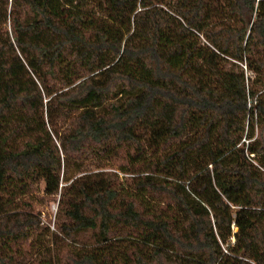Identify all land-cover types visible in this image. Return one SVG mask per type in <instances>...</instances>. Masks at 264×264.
Segmentation results:
<instances>
[{
	"label": "trees",
	"instance_id": "obj_1",
	"mask_svg": "<svg viewBox=\"0 0 264 264\" xmlns=\"http://www.w3.org/2000/svg\"><path fill=\"white\" fill-rule=\"evenodd\" d=\"M0 264H264V0H0Z\"/></svg>",
	"mask_w": 264,
	"mask_h": 264
},
{
	"label": "rangeland",
	"instance_id": "obj_2",
	"mask_svg": "<svg viewBox=\"0 0 264 264\" xmlns=\"http://www.w3.org/2000/svg\"><path fill=\"white\" fill-rule=\"evenodd\" d=\"M98 163L99 161L96 160V158H87L86 160H84V164L89 169L94 168V170H96L97 168H99V170H106V171L111 170V168L104 165L105 161L99 163L100 167L96 166ZM116 171L120 175V177L123 178L122 182H125V183H129L130 178H133L135 176V174L133 173L128 174V173H124L118 170ZM44 196H45V193H44V183L43 182H41L38 186H36L35 189L33 190V193L32 194L30 193L29 195V197H32V200L33 199L35 200L34 203L36 206V210H38L41 213L44 223L50 224L51 230L55 232L57 228L55 225L56 220H57L56 214L59 210L58 198H57V201L49 200L48 198L43 200ZM51 234L46 236L45 240H43L44 244L49 243V241L52 238ZM81 239L85 242H93L91 233L83 235ZM29 249H30V243L25 244L24 250L28 251Z\"/></svg>",
	"mask_w": 264,
	"mask_h": 264
},
{
	"label": "built area",
	"instance_id": "obj_3",
	"mask_svg": "<svg viewBox=\"0 0 264 264\" xmlns=\"http://www.w3.org/2000/svg\"><path fill=\"white\" fill-rule=\"evenodd\" d=\"M205 42H207L206 40H204Z\"/></svg>",
	"mask_w": 264,
	"mask_h": 264
}]
</instances>
